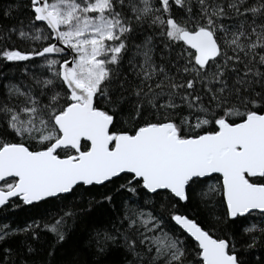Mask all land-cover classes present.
I'll list each match as a JSON object with an SVG mask.
<instances>
[{
  "label": "snow or ice",
  "instance_id": "snow-or-ice-1",
  "mask_svg": "<svg viewBox=\"0 0 264 264\" xmlns=\"http://www.w3.org/2000/svg\"><path fill=\"white\" fill-rule=\"evenodd\" d=\"M24 208L0 264H264V0L0 8V211Z\"/></svg>",
  "mask_w": 264,
  "mask_h": 264
},
{
  "label": "trees",
  "instance_id": "trees-1",
  "mask_svg": "<svg viewBox=\"0 0 264 264\" xmlns=\"http://www.w3.org/2000/svg\"><path fill=\"white\" fill-rule=\"evenodd\" d=\"M12 2V0H0V8L5 7L8 3ZM8 71L9 75H16L18 76L19 73L15 72V70H6ZM178 211L183 212V209H178ZM30 212L27 210V208L24 209H16L13 211L12 209H7L4 211H0V223L5 221H11L13 222V226H15L16 223L22 224L26 220L29 219ZM257 254H259V250H257Z\"/></svg>",
  "mask_w": 264,
  "mask_h": 264
}]
</instances>
